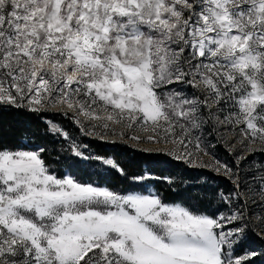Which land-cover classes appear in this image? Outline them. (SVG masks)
I'll list each match as a JSON object with an SVG mask.
<instances>
[{
    "label": "snow or ice",
    "instance_id": "obj_1",
    "mask_svg": "<svg viewBox=\"0 0 264 264\" xmlns=\"http://www.w3.org/2000/svg\"><path fill=\"white\" fill-rule=\"evenodd\" d=\"M5 109L56 110L86 136L155 145L137 150L230 187L191 197L204 207L166 203L144 188L151 173L129 177L49 121L70 157L131 186L57 175L45 147L0 138V264H248L260 254L235 250L255 223L264 240V0H0ZM206 131L234 164L203 159Z\"/></svg>",
    "mask_w": 264,
    "mask_h": 264
},
{
    "label": "trees",
    "instance_id": "obj_2",
    "mask_svg": "<svg viewBox=\"0 0 264 264\" xmlns=\"http://www.w3.org/2000/svg\"><path fill=\"white\" fill-rule=\"evenodd\" d=\"M31 113L25 110L5 109L0 112V138L6 143H21L25 145H39L46 148L43 158L52 171L57 175L71 173L79 180L96 182L111 188L127 189L131 186V180L119 175L116 171L103 166L96 167L92 163L70 157L65 151L68 147L55 134L49 131L46 119L66 122L70 130L77 136L78 142L87 146L94 155L111 156L123 166L128 176L151 173L153 179L144 182L151 184L155 193H158L167 202H183L206 206L203 202L192 199L196 194L206 193V200L212 199V192L217 188L228 189V181L221 175L214 174L204 168H192L181 161H177L164 154L145 153L120 144H107L95 138H88L74 126L69 118L62 120L59 113ZM24 137L27 138L26 143ZM219 152H227L222 146L217 145ZM230 157V156H229ZM174 177L175 183L169 185L161 178ZM263 241L255 234L249 232L248 238L236 248V254H241L243 249H250L260 253L248 264H264V252L260 246Z\"/></svg>",
    "mask_w": 264,
    "mask_h": 264
},
{
    "label": "rangeland",
    "instance_id": "obj_3",
    "mask_svg": "<svg viewBox=\"0 0 264 264\" xmlns=\"http://www.w3.org/2000/svg\"><path fill=\"white\" fill-rule=\"evenodd\" d=\"M48 112L56 113V110H49ZM46 113H47V112H46ZM51 113H49V114H51ZM60 116H61L60 118H62V120L65 119V118H66V119L69 118V117H66V116H64V115H62V114H60ZM69 119H70V118H69ZM70 120L73 122L72 119H70ZM46 121H47V123H48L49 121H51L52 123H55V124L58 125L60 128H62L64 131H66V132L69 134V136H70L73 140L76 141V143L78 142V138H77V136H76V135L70 130V128L67 126V123H68L67 120H65L67 123H66V122H60V123H59L58 121L53 120V119H51V118L46 119ZM73 124H74L75 127H77V128L79 129V127H78L74 122H73ZM48 126H49V124H48ZM222 131H223V130H222ZM79 133H81L80 130H79ZM81 135H83V136H85V137H88V138H92V137L86 136V135H84V134H82V133H81ZM205 135L207 136L206 143H207L208 145H210V148H209V154H208L207 156H204L203 159H204L205 161H209V160H211V159L214 157L215 159H218V160H220L221 162L227 163V164H229V165L234 164V159H235V158L229 154V151H228L227 147H226L222 142L219 141L217 134H213V135H211V136H208V133H207V131H206ZM55 136H57L59 139H61V141L64 142V144H66V146L68 147L69 141H66L63 137H61V136H59V135H55ZM108 139L111 140V139H113V138H112V137H109ZM23 140H24V142L26 143L27 138L24 137ZM103 142H105V141H103ZM106 143H107V144H120V145H125V143H110V142H106ZM78 144L83 145L82 143H78ZM126 144L129 145L131 148H134V149L148 148V147H155V145H146V144L136 145V144H135L134 142H132V141H127ZM217 145L222 146V148L227 152V154L224 153V152H222V153L219 152V151L216 149V146H217ZM87 151L91 153V150H90V149H87ZM229 156H230V157H229ZM250 159H251V158H250ZM192 168H194V167H192ZM204 169L207 170V171L212 172L211 170H209V169H207V168H204ZM54 172H55V171H54ZM66 172H68V170H67ZM66 172H65V173H66ZM212 173H214V172H212ZM214 174H216V173H214ZM145 189H146V191L155 192L151 184L146 185V186H145ZM167 203H181V202H167ZM253 228L255 229V232H259V231L261 230V229H260V225H259V223H255V224L253 225ZM250 232L253 233V234H255V232H253V231H250ZM261 240H262V239H261ZM262 241H263V245L260 246L261 253L264 252V240H262ZM246 249L249 250V251H252V250H250V249H248V248H246Z\"/></svg>",
    "mask_w": 264,
    "mask_h": 264
}]
</instances>
